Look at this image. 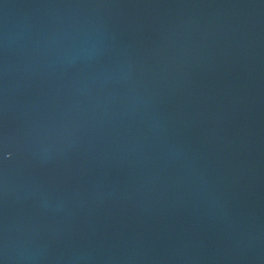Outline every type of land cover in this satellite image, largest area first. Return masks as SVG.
Wrapping results in <instances>:
<instances>
[{
    "label": "water",
    "instance_id": "obj_1",
    "mask_svg": "<svg viewBox=\"0 0 264 264\" xmlns=\"http://www.w3.org/2000/svg\"><path fill=\"white\" fill-rule=\"evenodd\" d=\"M194 33L264 70V0H115Z\"/></svg>",
    "mask_w": 264,
    "mask_h": 264
}]
</instances>
